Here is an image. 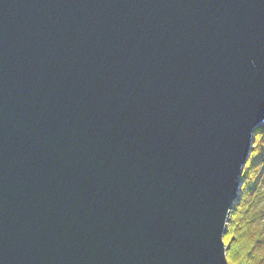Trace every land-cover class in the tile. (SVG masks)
Returning a JSON list of instances; mask_svg holds the SVG:
<instances>
[{
	"label": "water",
	"instance_id": "95a60500",
	"mask_svg": "<svg viewBox=\"0 0 264 264\" xmlns=\"http://www.w3.org/2000/svg\"><path fill=\"white\" fill-rule=\"evenodd\" d=\"M262 127L264 0H0V264H228Z\"/></svg>",
	"mask_w": 264,
	"mask_h": 264
},
{
	"label": "trees",
	"instance_id": "16d2710c",
	"mask_svg": "<svg viewBox=\"0 0 264 264\" xmlns=\"http://www.w3.org/2000/svg\"><path fill=\"white\" fill-rule=\"evenodd\" d=\"M243 174L242 197L224 239L227 258L230 264H264V127L256 132Z\"/></svg>",
	"mask_w": 264,
	"mask_h": 264
},
{
	"label": "rangeland",
	"instance_id": "374dc122",
	"mask_svg": "<svg viewBox=\"0 0 264 264\" xmlns=\"http://www.w3.org/2000/svg\"><path fill=\"white\" fill-rule=\"evenodd\" d=\"M227 231H228V226H227ZM227 234V233H226ZM226 234H225V236H226ZM225 236H224V239H225ZM223 239V240H224ZM224 244H225V240H224ZM225 246H226V249H227V251H228V247H227V245L225 244ZM226 257H227V254H226ZM227 262H228V258H227ZM228 264H230L229 262H228Z\"/></svg>",
	"mask_w": 264,
	"mask_h": 264
},
{
	"label": "bare ground",
	"instance_id": "6f19581e",
	"mask_svg": "<svg viewBox=\"0 0 264 264\" xmlns=\"http://www.w3.org/2000/svg\"><path fill=\"white\" fill-rule=\"evenodd\" d=\"M256 132H257V131H256ZM255 135H256V133H255ZM242 178H243V176L240 177V181H241V182H242ZM243 183H244V182H243ZM242 186H243V185H242ZM241 189H242V187H241ZM241 189H240V190H241ZM240 190L238 189V192H240ZM239 202H240V201H239ZM239 202H238V203H239ZM236 204H237V203H236ZM237 205H238V204H237Z\"/></svg>",
	"mask_w": 264,
	"mask_h": 264
}]
</instances>
